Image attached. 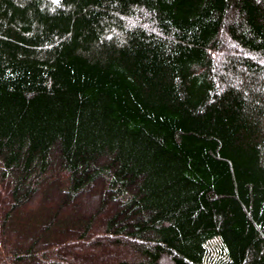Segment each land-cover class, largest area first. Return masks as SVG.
Listing matches in <instances>:
<instances>
[{
    "label": "trees",
    "instance_id": "16d2710c",
    "mask_svg": "<svg viewBox=\"0 0 264 264\" xmlns=\"http://www.w3.org/2000/svg\"><path fill=\"white\" fill-rule=\"evenodd\" d=\"M102 263L264 264V0H0V264Z\"/></svg>",
    "mask_w": 264,
    "mask_h": 264
},
{
    "label": "rangeland",
    "instance_id": "374dc122",
    "mask_svg": "<svg viewBox=\"0 0 264 264\" xmlns=\"http://www.w3.org/2000/svg\"><path fill=\"white\" fill-rule=\"evenodd\" d=\"M90 194H92V193H90ZM81 198H83V197H81ZM91 258H93L92 256H90ZM90 257H88V260H90ZM103 264V263H102Z\"/></svg>",
    "mask_w": 264,
    "mask_h": 264
}]
</instances>
